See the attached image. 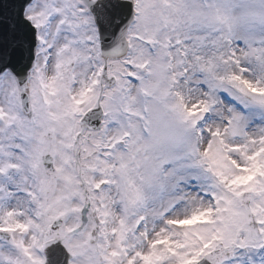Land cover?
Wrapping results in <instances>:
<instances>
[{
    "label": "snow or ice",
    "instance_id": "snow-or-ice-1",
    "mask_svg": "<svg viewBox=\"0 0 264 264\" xmlns=\"http://www.w3.org/2000/svg\"><path fill=\"white\" fill-rule=\"evenodd\" d=\"M0 264H264V0H0Z\"/></svg>",
    "mask_w": 264,
    "mask_h": 264
}]
</instances>
